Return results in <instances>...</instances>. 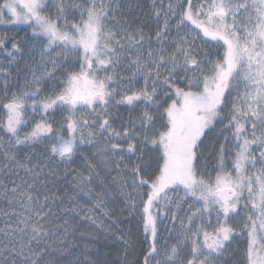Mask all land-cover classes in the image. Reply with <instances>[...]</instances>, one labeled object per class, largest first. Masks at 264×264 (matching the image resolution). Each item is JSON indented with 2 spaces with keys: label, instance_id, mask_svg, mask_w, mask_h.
<instances>
[{
  "label": "snow or ice",
  "instance_id": "6c2138e0",
  "mask_svg": "<svg viewBox=\"0 0 264 264\" xmlns=\"http://www.w3.org/2000/svg\"><path fill=\"white\" fill-rule=\"evenodd\" d=\"M67 7L79 11L78 22L67 20ZM52 8L56 9L55 19L47 14ZM110 11L105 0L69 5L63 0L0 3V24L31 28L27 44L33 49L39 46L42 61L54 47L61 49L51 61V69L38 65L44 70L33 71L22 89L10 95L6 92L0 100L5 113L0 117V148H8L2 154L7 161L4 166L20 168L33 177V183L22 178L20 184L13 182L14 186L3 193L7 198L10 191L24 213L16 228L4 233L9 243L0 248V264H40L43 250L37 252L31 244L48 234L42 223L47 216V197L40 203L31 190L42 169L27 167L16 158L14 148L35 147L45 141L51 157L61 162H70L81 144L92 145L106 167L115 165L131 176V186L142 204L148 241L142 264H213L214 254L225 250L238 225L248 240L246 264H264V0L170 2L162 23L161 12L156 11L154 37L119 22L109 27ZM173 29L175 36L171 35ZM197 38L216 50L214 59L207 58L210 53L200 58L198 49L203 45L196 44ZM6 40L0 36V55L11 64L21 48L13 42L9 49ZM73 58L75 62L66 70L59 90L53 88L48 95H41L45 91L41 84L63 66L58 60L72 63ZM118 68L131 72L126 85ZM138 78L143 83L133 87ZM241 84L243 92L238 90L236 98L230 100L233 87ZM118 105L143 108L136 120L121 123L118 130L110 112ZM78 107L89 109L92 119L77 116ZM226 108L228 115L223 116ZM29 109L40 119H28ZM65 111L68 115L61 121L54 118L57 112ZM225 119L222 133L230 132V136H225L220 146L215 177H206L199 171L201 137ZM26 128L30 130L24 131ZM3 137H7L6 142ZM146 148L155 154L149 161L121 168L125 159L131 160ZM257 164L259 169L249 171ZM88 183L89 179L82 178V187ZM126 184L122 180V185ZM173 191L184 195L173 201L169 196ZM105 195L106 190L94 194L97 206H102ZM189 200L192 203L188 204L186 222L181 218L177 243L161 256L158 219L166 214L165 208L171 210L173 202L180 208ZM242 201L248 211L237 221ZM136 206L134 201L130 204L133 209ZM176 218L173 214L172 219Z\"/></svg>",
  "mask_w": 264,
  "mask_h": 264
},
{
  "label": "rangeland",
  "instance_id": "374dc122",
  "mask_svg": "<svg viewBox=\"0 0 264 264\" xmlns=\"http://www.w3.org/2000/svg\"><path fill=\"white\" fill-rule=\"evenodd\" d=\"M65 5H69L73 2L84 3V0H63ZM106 3L111 5L110 19L107 21L109 27H112L115 22L120 24H125V26L130 25L131 28H138L134 24L128 22L131 18L130 15H134L135 12L139 11L141 14H146V20L143 22L141 27L142 31L146 35H151L154 37L155 31L157 30V17L156 11L161 12V17L159 23L163 22V12L167 10L168 4L170 2L175 3L176 0H105ZM196 2H205V0H196ZM3 3V0H0ZM132 12V9H134ZM126 10V11H124ZM124 11V13L122 12ZM53 19L56 18V9L52 8L49 13ZM69 22H78L80 20L79 11L73 9L72 7H67L64 13ZM120 15V17H118ZM127 16L124 23L121 22L124 16ZM143 16V17H145ZM120 19V20H119ZM63 23V20L59 21ZM175 23V20L172 21ZM3 24H0V36L6 37V46L11 49V44L16 42L20 45L21 49L28 50L30 55H25L23 50L17 54L16 60L11 64L8 63V58L6 56L0 55V69H6V72H0V100H3L5 93L10 95L14 91H19L23 88L26 79L30 80L32 78V72L43 71L44 67H38V65L43 64L46 68L51 69L53 59H57L61 52V49L54 47L50 50L49 54L41 60L40 48L37 46L32 49L30 44H27L28 37L31 36V28L26 27V29H18L16 25L12 28L13 40L8 37L5 30H2ZM4 26V25H3ZM13 26V25H12ZM6 30H10L6 27ZM11 27V25H10ZM20 33V34H18ZM18 34V35H17ZM121 35L123 33L121 32ZM175 36V29L171 34ZM197 45H203L202 40L196 39ZM37 52L33 53L31 51ZM198 51L201 53L202 59L205 58V53H210L209 59H214L216 56V50L211 47V45H203ZM223 52V49H220ZM35 55V56H34ZM75 62L73 58L72 63H65L64 60H58V63L63 65L59 67L57 71L54 72L53 77L49 79L46 83L41 84V88L45 89L42 91L41 95H48L53 88L59 90L62 86L63 81L66 79L65 72L72 68V64ZM117 71L124 77L122 83L127 84V78L131 75L130 70L126 68H118ZM111 73V69L109 70ZM103 75V73H101ZM183 75V74H182ZM189 75H192L189 73ZM139 79V83H133V87H139L143 81ZM115 86V85H114ZM183 86V84L181 85ZM243 92V85L234 86L230 100L235 99L237 96V91ZM119 99V97H117ZM6 102V101H5ZM231 107V103L228 108ZM143 105L139 108L132 109L126 105H118L110 109L113 117L114 127L118 130L120 129L121 123H127L131 120H136L142 110ZM228 108L224 109L221 113L223 116L228 115ZM2 111V113H1ZM89 109L84 107H78L77 116L83 115L85 119L91 120L92 117L89 115ZM68 112L63 113L57 112L54 118L57 121H61L63 117L67 116ZM5 116L3 114V109L0 107V117ZM34 116L35 120H39L40 116L38 114H33L31 109L28 110V119H32ZM51 118V117H50ZM138 122V121H137ZM227 125V120L225 119L223 124L216 123L211 131L206 129V135L202 137V143H200L199 149L197 151L199 157L201 174L206 177L210 174L213 178L216 175V169L220 163V146L225 142V136H230V132H223L222 129ZM57 125H54V127ZM30 130L29 128L24 129V131ZM5 142L7 137L2 138ZM47 141L38 144L35 147L22 146L14 148V154L16 158L22 161L27 167L32 168L34 171H40L41 174L36 178L34 187L31 190V195L37 198L40 196L41 202L45 203V197H47V202L50 200L53 206L54 213L59 209V220L48 219L50 210L46 206L44 211L47 213L44 225L48 228L49 236L47 239L51 238L53 231V238L55 237L58 242L62 241L64 246L61 250L65 248L71 251V243H75V239H79L84 242H93L94 248L98 250L100 258L103 257L106 251H111L116 264H134L136 257H139V247L140 241L146 248H148V241H146L145 233L143 230V220H142V204L140 202V197L136 195L133 187L131 186V176L118 170L115 165L105 166L102 161L100 153L92 145L87 143L81 144L79 150L72 157L70 162H61L58 158H52L50 153L46 150ZM151 147V146H149ZM235 149H233L234 151ZM8 151L7 147L0 148V191H5V188L11 189L13 187V179L9 183L7 177L8 174H13L14 177H23L29 183H33V177L31 175H26L25 172L20 168H13L9 165L5 168L7 161L3 157V152ZM202 151V156H201ZM258 155V150H256ZM154 153L149 152L146 148L141 153H137L136 156H132L131 160L125 159L121 168L124 165L130 169L134 164L139 163L141 160L147 162L149 158L154 156ZM119 157L117 156V159ZM92 166L91 170L89 166ZM38 166V167H37ZM143 166V165H142ZM59 169L58 172L62 173V178H57L56 184L50 185L51 181H46L47 177L52 178V176ZM260 168L257 164L255 169H249V171H256ZM25 175V176H24ZM82 178H87L90 183L82 187ZM122 180H126L127 184L122 185ZM36 183L39 184L43 189H37L34 192ZM106 190V195L103 198L102 206H97V201L94 194L101 193ZM145 191V190H142ZM3 193L0 198H6ZM34 193H36L34 195ZM184 194L182 191L169 192V196L173 201L179 199ZM11 198L10 191L8 192L7 198ZM57 201V202H55ZM136 203V208L130 207V204ZM46 202V205H47ZM192 203L191 200L188 203H183L180 208H177L175 202H173L168 208L164 209L165 215H161L158 219V247L161 249V256L163 251L170 248L172 245L177 243L178 234L180 232L181 218L186 222V216L188 214V204ZM243 201L241 202V207L238 209L239 216L236 217L237 221H242L247 214V209L243 208ZM200 205L197 204L196 207ZM1 209V208H0ZM16 224H12L6 227H0L2 231L8 229H15L17 222L21 219V214L24 213L23 207L17 209ZM173 214L177 217L175 220L172 219ZM0 215H5V211L0 210ZM1 217V216H0ZM223 219V217H221ZM212 223L215 224V212L212 213ZM233 223V221H229ZM30 227V226H29ZM241 226H237V233L234 237L226 243L225 250L213 256V264H246V249H247V236L240 230ZM211 231V228H209ZM69 245V246H67ZM76 248L79 247L78 243L75 245ZM121 250L122 252L120 253ZM120 259L117 258L121 256ZM161 257H157L160 259ZM183 259V254L181 255ZM123 260V261H121ZM87 262L86 260H84Z\"/></svg>",
  "mask_w": 264,
  "mask_h": 264
},
{
  "label": "trees",
  "instance_id": "16d2710c",
  "mask_svg": "<svg viewBox=\"0 0 264 264\" xmlns=\"http://www.w3.org/2000/svg\"><path fill=\"white\" fill-rule=\"evenodd\" d=\"M135 8L132 9V12H134ZM126 11V10H124ZM124 11H122L124 13ZM146 15V14H145ZM144 14H141L139 11L135 12L134 15H130V19L128 20L129 23H131L132 25L134 24V26L136 25L139 29H141V27L144 25L143 22L144 20H146V16ZM145 16V17H143ZM118 17H120V15H118ZM127 16L125 15L123 17V19L121 20V22L124 23V20H126ZM120 20V19H119ZM59 169L61 168H57V171L55 172V174L52 176V178L47 177L46 181H51L50 185H54L56 184L57 178H62V173L58 172ZM25 176V175H24ZM7 177L10 179L9 183L13 182L12 180H14L15 184H20L21 179L23 177H14L13 174H8ZM26 179V178H23ZM14 186V183H13ZM42 187L44 186H40L39 184L36 183L34 192H36L37 189H43ZM3 193V191H0V195ZM36 193H34L35 195ZM37 198L39 199V201L41 202L40 196H37ZM57 202V201H55ZM51 201L49 200L47 202V207L50 210V214H49V218L48 219H53V220H59V214L60 211L59 209L56 210L54 213H52L53 211V206L51 205ZM19 207H22V205L17 202L12 200V198L10 199H6V198H0V210L5 211V215H0V227H6L12 224H16V216H17V209ZM43 223V221H42ZM45 226V229L47 230L48 228ZM1 230V229H0ZM10 229H7L5 231H0V248H2V246L5 243H9V238L6 237L4 235L5 232H8ZM47 236L43 237L42 239H40L38 242L37 241H32L31 247L37 251L40 252L41 250H43L41 252V256H40V264H116L115 259L113 258L112 254H110L111 251H106L103 255L102 258H100L101 256L98 253V250L94 248V244L93 242H84V241H80L79 239H75V243H71V246H69L68 248H71V251H68L67 248H65L64 250H61L64 246V244L62 243V241L58 242L56 238H53V231H51L52 236L51 238L47 239L49 236V231L47 230ZM19 236V233L17 232V237ZM30 238V233L28 235H25L23 238V242L27 243L28 239ZM78 243L79 247L76 248L75 245ZM139 247H142L139 250V257H136V261L134 264H142L143 262V255L144 252L147 250L146 245L144 246V244H142V242L140 241L139 243ZM120 253L122 252L121 250ZM100 257H99V256ZM121 256L117 257L120 259ZM84 260H86L87 262H85ZM123 261V260H121ZM124 263L128 264V262H126V260L124 261ZM19 264V261H18Z\"/></svg>",
  "mask_w": 264,
  "mask_h": 264
},
{
  "label": "flooded vegetation",
  "instance_id": "af4514ba",
  "mask_svg": "<svg viewBox=\"0 0 264 264\" xmlns=\"http://www.w3.org/2000/svg\"><path fill=\"white\" fill-rule=\"evenodd\" d=\"M6 15H7V13H6ZM6 26V27H9L10 28V30H6V28L4 27V26ZM2 25V27H3V29L2 30H5L6 31V33L8 34L9 33V35H8V37H10L11 39L10 40H13V35H11L10 33H12V28H14V26H12L11 25V27H10V25H5V24H3ZM17 27L19 26V30L21 31V29H26V27H25V25H16ZM18 34H20V33H18ZM17 34V35H18ZM33 49V48H32ZM21 50H23V52H24V54L25 55H30V53H28V50H27V48L26 49H21ZM31 51V50H30ZM31 52H33V53H36L35 55H38V51L37 52H34V51H31ZM34 55V56H35ZM1 113H2V111H1ZM3 114H5L4 113V111H3ZM206 131V130H205ZM203 137V136H202ZM202 137H201V140H202ZM200 146V145H199ZM200 150V149H199ZM199 154V152L197 153V155ZM201 156H202V151H201Z\"/></svg>",
  "mask_w": 264,
  "mask_h": 264
}]
</instances>
